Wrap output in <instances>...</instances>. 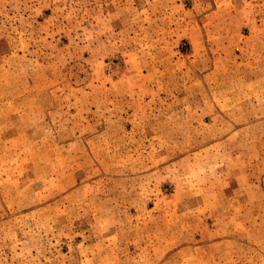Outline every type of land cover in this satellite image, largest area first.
<instances>
[{"label":"rangeland","instance_id":"1","mask_svg":"<svg viewBox=\"0 0 264 264\" xmlns=\"http://www.w3.org/2000/svg\"><path fill=\"white\" fill-rule=\"evenodd\" d=\"M0 264H264V0H0Z\"/></svg>","mask_w":264,"mask_h":264}]
</instances>
